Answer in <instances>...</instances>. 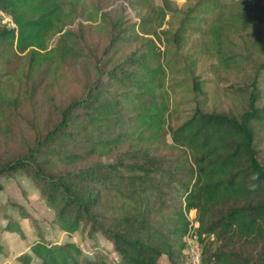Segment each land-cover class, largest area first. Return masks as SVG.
Wrapping results in <instances>:
<instances>
[{
  "label": "trees",
  "instance_id": "trees-1",
  "mask_svg": "<svg viewBox=\"0 0 264 264\" xmlns=\"http://www.w3.org/2000/svg\"><path fill=\"white\" fill-rule=\"evenodd\" d=\"M262 1L206 4L216 14L203 51L219 71L238 72L249 64L255 75L264 73ZM0 11L16 24L8 29L0 23L2 131L16 104L7 83L43 71L56 76L66 61L81 59L83 38L70 27L78 18L95 21L99 12L85 0H0ZM160 17L156 29H141L143 36L136 30L114 36L106 51L138 41L142 50L96 66L83 94L58 109L27 150L0 165V178L19 173L32 182L55 228L90 242L54 244L38 231L17 264H186L190 210L204 236L201 264H264V166L257 157L264 107L257 103L258 89L248 98L237 90L239 104L227 114L195 107L170 129L167 144V77L150 38L160 40L164 12ZM189 19L188 25L195 16ZM256 26L262 27L260 39L235 43ZM15 59L21 60L18 77L7 72ZM168 150L176 152L171 161L162 155ZM4 229L19 231L15 223Z\"/></svg>",
  "mask_w": 264,
  "mask_h": 264
},
{
  "label": "rangeland",
  "instance_id": "rangeland-1",
  "mask_svg": "<svg viewBox=\"0 0 264 264\" xmlns=\"http://www.w3.org/2000/svg\"><path fill=\"white\" fill-rule=\"evenodd\" d=\"M212 1L216 0H85L90 11L97 9L99 16L92 22L78 18L77 24L70 27L75 34L79 29L83 38L82 58L66 61L56 76L48 73L52 71H43L34 77L7 83L8 90L16 97V104L7 114L8 128L0 131V165L27 150L33 140L50 126L57 110L83 94L84 85L96 77V66L102 65L108 58L114 63L118 62L135 50L139 54L143 47L141 41L121 43L118 51L106 49L116 35L128 37L132 30H136L143 36L141 29H156L160 12L165 14L162 27L157 29L160 40L150 38L162 55L161 63L167 77V144H171L170 129L189 118L195 107L208 113L227 114L234 105L239 104L235 94L237 90L248 94V98L254 88L258 89L257 103L264 107V73L255 75L249 64L238 72L219 71L216 61L203 51L207 27L216 14L205 8ZM218 1L230 4L233 0ZM261 5L264 9V0ZM189 11L194 14H187ZM189 16H195V20L188 25ZM260 28L256 26L247 34L239 35L235 43H241L240 39L244 38L253 44L262 36L256 34ZM175 35L177 41H174ZM21 68V60L15 59L9 63L7 72L18 77ZM5 83L1 84L2 88L6 87ZM257 152L258 160L264 166V139ZM175 153L168 150L162 155L171 161ZM51 216L44 200L27 177L19 173L1 177L0 245L3 252L0 253V264H17L16 256L28 251L27 245L38 231L54 244L69 241L79 242L86 247L90 245L89 240L82 238L80 233L69 238L55 228L50 222ZM9 223L17 224L19 231H6L4 227ZM99 241L110 248L102 238Z\"/></svg>",
  "mask_w": 264,
  "mask_h": 264
},
{
  "label": "built area",
  "instance_id": "built-area-1",
  "mask_svg": "<svg viewBox=\"0 0 264 264\" xmlns=\"http://www.w3.org/2000/svg\"><path fill=\"white\" fill-rule=\"evenodd\" d=\"M0 23L8 29H16V24L10 16L0 11ZM188 220L187 232L183 238L184 255L186 256V264H201V240L204 238L198 235L196 229L198 227L196 221V210H190L186 214Z\"/></svg>",
  "mask_w": 264,
  "mask_h": 264
}]
</instances>
